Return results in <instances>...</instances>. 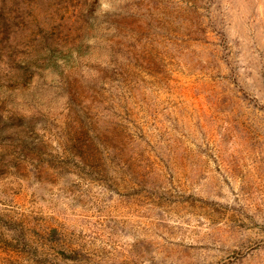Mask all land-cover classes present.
Here are the masks:
<instances>
[{
  "label": "rangeland",
  "instance_id": "1",
  "mask_svg": "<svg viewBox=\"0 0 264 264\" xmlns=\"http://www.w3.org/2000/svg\"><path fill=\"white\" fill-rule=\"evenodd\" d=\"M0 264H264V0H0Z\"/></svg>",
  "mask_w": 264,
  "mask_h": 264
},
{
  "label": "bare ground",
  "instance_id": "2",
  "mask_svg": "<svg viewBox=\"0 0 264 264\" xmlns=\"http://www.w3.org/2000/svg\"><path fill=\"white\" fill-rule=\"evenodd\" d=\"M230 221V220H229ZM234 224V223H233ZM223 226V225H222ZM226 226V225H225ZM233 227H234V225H232ZM231 226V227H232ZM220 229V228H219ZM222 229V228H221ZM226 229H228L227 227H226ZM232 229V228H231ZM236 230V229H235ZM217 231H219V230H217ZM222 231V230H221ZM228 231L230 232V230L228 229ZM223 232V231H222ZM224 232H225V230H224Z\"/></svg>",
  "mask_w": 264,
  "mask_h": 264
}]
</instances>
